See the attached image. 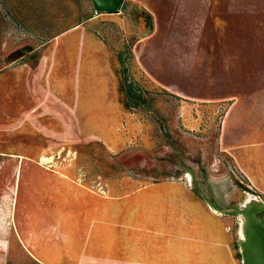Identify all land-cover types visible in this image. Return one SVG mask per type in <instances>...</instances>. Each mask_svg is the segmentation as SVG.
I'll list each match as a JSON object with an SVG mask.
<instances>
[{
	"label": "rangeland",
	"instance_id": "rangeland-1",
	"mask_svg": "<svg viewBox=\"0 0 264 264\" xmlns=\"http://www.w3.org/2000/svg\"><path fill=\"white\" fill-rule=\"evenodd\" d=\"M261 125L264 0H0V264L145 257L188 169L264 204Z\"/></svg>",
	"mask_w": 264,
	"mask_h": 264
},
{
	"label": "crops",
	"instance_id": "crops-1",
	"mask_svg": "<svg viewBox=\"0 0 264 264\" xmlns=\"http://www.w3.org/2000/svg\"><path fill=\"white\" fill-rule=\"evenodd\" d=\"M261 134L264 138L262 130ZM263 140L259 136L257 147L260 154L264 152ZM48 162L49 159L41 158V164ZM259 167L263 177L257 186L264 193V163ZM192 198V193L188 191L165 197L168 205L166 212L178 222L135 225L154 233L146 234L148 244L140 245L143 250L145 248V257L137 258L135 247L139 246L135 242L137 239L133 241L131 250L135 248V256L130 264H241L239 232L233 239L231 227L221 220L224 216L216 214L199 197L197 201H192ZM135 235L137 232H133Z\"/></svg>",
	"mask_w": 264,
	"mask_h": 264
},
{
	"label": "water",
	"instance_id": "water-1",
	"mask_svg": "<svg viewBox=\"0 0 264 264\" xmlns=\"http://www.w3.org/2000/svg\"><path fill=\"white\" fill-rule=\"evenodd\" d=\"M97 13H118L124 0H91ZM197 194L215 213L226 217H239L241 223L238 239L241 264H264V204L253 197L244 205L222 206L213 197L208 198L198 185L192 170L188 169ZM252 200H256L254 202Z\"/></svg>",
	"mask_w": 264,
	"mask_h": 264
},
{
	"label": "bare ground",
	"instance_id": "bare-ground-1",
	"mask_svg": "<svg viewBox=\"0 0 264 264\" xmlns=\"http://www.w3.org/2000/svg\"><path fill=\"white\" fill-rule=\"evenodd\" d=\"M47 161V160H46ZM257 196V195H256ZM252 201H254V202H257L256 200H252ZM232 206V205H231ZM239 235L241 236V232H239Z\"/></svg>",
	"mask_w": 264,
	"mask_h": 264
}]
</instances>
